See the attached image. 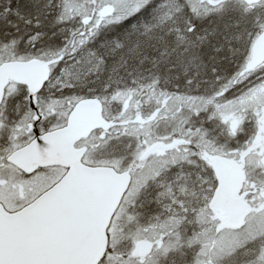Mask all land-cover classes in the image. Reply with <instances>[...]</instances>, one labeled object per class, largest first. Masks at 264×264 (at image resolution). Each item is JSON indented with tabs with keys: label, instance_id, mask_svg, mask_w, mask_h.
<instances>
[{
	"label": "snow or ice",
	"instance_id": "1",
	"mask_svg": "<svg viewBox=\"0 0 264 264\" xmlns=\"http://www.w3.org/2000/svg\"><path fill=\"white\" fill-rule=\"evenodd\" d=\"M0 264H264V0H0Z\"/></svg>",
	"mask_w": 264,
	"mask_h": 264
},
{
	"label": "trees",
	"instance_id": "2",
	"mask_svg": "<svg viewBox=\"0 0 264 264\" xmlns=\"http://www.w3.org/2000/svg\"><path fill=\"white\" fill-rule=\"evenodd\" d=\"M151 18V16H150ZM149 18V19H150ZM148 18L146 17L145 20H147ZM127 23H130V22H126ZM123 28H116V29H112V30H109V29H104L101 31L100 35L97 37L96 41H94V43H100L101 41H103V34L106 36V39H111V38H117L119 37L122 32H123Z\"/></svg>",
	"mask_w": 264,
	"mask_h": 264
},
{
	"label": "rangeland",
	"instance_id": "3",
	"mask_svg": "<svg viewBox=\"0 0 264 264\" xmlns=\"http://www.w3.org/2000/svg\"><path fill=\"white\" fill-rule=\"evenodd\" d=\"M155 2L156 3H159L160 2V0H155ZM150 16H151V13L150 12H145V13H143L142 15H141V19H143V20H145L146 19V17L149 19L150 18ZM127 25V24H126ZM125 25V26H126ZM105 34V33H104ZM103 34V40H105L106 39V36ZM224 35L225 34H223V33H220V34H218L217 35V37L215 38L216 39V41H218V42H224ZM98 44L99 43H92L91 45H90V47H96V46H98Z\"/></svg>",
	"mask_w": 264,
	"mask_h": 264
}]
</instances>
